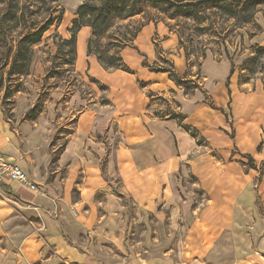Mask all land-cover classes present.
Returning <instances> with one entry per match:
<instances>
[{"label": "crops", "instance_id": "obj_1", "mask_svg": "<svg viewBox=\"0 0 264 264\" xmlns=\"http://www.w3.org/2000/svg\"><path fill=\"white\" fill-rule=\"evenodd\" d=\"M258 22L264 28V20ZM91 33L85 25L77 34L76 69L99 82L108 101L79 112L54 170L51 156L57 148L52 135L41 128L27 134L20 131L23 126L11 128L0 107V151L43 190L31 191L16 180L0 182V264H107L108 249L96 252L92 245L85 246L83 234L93 233L103 246L111 245L112 230L118 227L122 233L125 218L119 214L125 205L115 191L118 185L138 209L151 211L161 203L180 208L179 180L190 173L213 202L205 205L201 217L222 229L215 244L231 234L229 230L242 231L243 221L228 223L227 213L255 208L264 185L263 179L255 192L254 168L246 170L245 163L249 156L264 163L263 81L242 82L231 60L209 56L199 67L203 81L196 86L199 82L191 80L195 66L181 48L173 49L179 43L177 33L153 21L121 50L128 69H106L95 54H88ZM251 41L264 46V29ZM160 48L174 56L173 70L180 83L170 71L157 67L164 57ZM186 79L194 85L189 90L184 88ZM171 92V108L164 111L156 98ZM210 100L216 106L211 107ZM233 148L235 159L225 161ZM220 154L224 159L216 158ZM246 246L232 263L217 258L213 250L191 257L184 252L178 262L255 264L257 253ZM163 256L162 251L159 257L155 252L146 264H158Z\"/></svg>", "mask_w": 264, "mask_h": 264}, {"label": "rangeland", "instance_id": "obj_2", "mask_svg": "<svg viewBox=\"0 0 264 264\" xmlns=\"http://www.w3.org/2000/svg\"><path fill=\"white\" fill-rule=\"evenodd\" d=\"M84 1L86 0H58L57 4L64 9L63 21L58 28L53 26L48 30L42 42L35 47L31 72L24 80L21 79L24 81L23 90L12 93L9 95V99H3L4 90L0 91V107L4 110L3 116L9 120L11 128L16 130L23 126L24 128L20 131H24V134L41 128L52 135L50 140L55 143L57 148L51 156L52 170L56 167L57 155L65 142V136L76 125L79 112L87 107L98 108L108 101L107 92L99 82H96L90 75L77 71V58L75 59L77 53L72 52L71 46L64 41L71 37L70 28L73 25L74 18L77 17L78 7ZM190 1L195 2L196 0L174 1L173 4L175 5L177 2L185 4ZM1 2L0 0V9L4 6ZM104 2L105 0H93L94 9L98 13L99 10L103 9ZM114 2L116 0H111V5ZM130 8L131 5L127 6L122 16H116L110 12L100 13L102 17H100L99 22L102 23L104 18H110L111 23L110 27L100 36L96 37L91 33L90 37L94 40L92 43L94 51L105 53L106 50L109 54H112L118 50V45L123 47L145 23L150 21L163 22L170 31L177 33L178 37L177 30L180 33L182 32L184 46L191 48L190 53L193 52V47L198 46L201 48L205 45V48H211L213 51L208 50V57L226 58L224 53L220 57V53H222L220 48L221 46L224 47L220 42L223 40L236 64L235 66H237L239 79L242 82H256L261 79L264 84V51L259 52L253 49L252 45L255 44L252 43L248 34V32L259 34L263 31L264 28L259 24L258 19L264 20V11L256 15V25L260 26L258 28L253 23L248 27L233 28L231 26L233 20L227 21L229 27H232L230 32L224 31L220 34L222 19L218 18L219 23L216 24L213 31L207 30L196 35L194 21L186 24V20L189 19L185 18L183 14L171 18L172 9L174 10V8L164 12L153 6L152 3L147 2V0L138 1L135 12L128 15ZM207 11L214 12V9L210 8ZM42 18L43 15L40 19ZM208 22L209 20L205 24H208ZM191 35H194L192 43L190 42ZM180 48L183 50H181V53H184L185 49L181 47L179 40L178 45L173 49L180 51ZM176 50L171 52L177 55ZM160 52L163 53L164 57L162 60L157 61V67L173 69L174 56H168V50L163 48H160ZM251 56H255L256 59L248 65L243 64L244 60ZM191 60L194 61V57ZM192 65L195 66L196 76L192 75L191 77L194 79L191 78V80L199 82L194 83L198 86L203 81L202 77L199 78L201 72L196 63ZM251 66L255 67L254 72H250ZM188 80L185 81L188 85V87L184 86L185 90H189V86H194ZM172 95L171 92L156 98L157 104L162 106L164 111L169 109L168 99L173 100ZM209 103L211 107L216 106L211 100ZM172 106H174V102ZM0 117L2 118L1 111ZM23 120L25 122L20 123ZM230 125H232V122ZM231 128L229 134L233 137V129ZM191 131L197 135L195 130ZM262 139H264V132ZM215 153L213 152V154ZM234 153L236 152L233 148L232 154L228 155L225 161L234 160ZM218 155H216L217 159H224L221 154ZM245 163L247 165L246 170L254 168L252 172L255 174L254 188L256 192L259 184L264 179V163L262 161L257 163L253 157L247 158ZM179 185V191L182 195L178 202L180 208H173L164 203H159L158 208L151 211L138 209L141 207L135 204L133 198L122 192L120 185H118L115 191L120 195L122 204L125 205L119 214L120 218H125V222L121 227L122 233L120 234L118 227L112 230L111 245L103 246L98 244L93 233L83 234L85 246L92 245L96 252L101 250V247L108 249L107 251L111 255L104 254L111 257V262L107 261V264H129V262H132V264L134 262L136 264H146L150 261L148 260L149 257L154 256L155 252L159 257L161 251L164 256L158 264H178L180 263L178 260L181 258V254L185 255L186 253L190 257L193 254L200 256V254L209 250H213V254H217V258H221L222 261L232 263L230 261L234 262L233 259L237 257L235 254L242 252L243 245L247 244L246 249L257 253L258 259L256 258L253 263L264 264V185L261 186V191L255 198V208L244 206L237 212L231 213L229 211L227 213V222L228 219L241 220L243 221V228H240L242 231L234 230L233 232V230H229L232 233H228L229 235L222 238L218 244H215V242L222 229L209 226L202 221L201 214L203 215V213H201V210L206 204L213 202L209 201L208 195L204 193V189L198 182V178L190 173L179 180ZM185 206L187 208H183ZM218 215L220 214H216V216ZM233 220H229L228 223ZM113 223L117 224L115 221Z\"/></svg>", "mask_w": 264, "mask_h": 264}, {"label": "trees", "instance_id": "obj_3", "mask_svg": "<svg viewBox=\"0 0 264 264\" xmlns=\"http://www.w3.org/2000/svg\"><path fill=\"white\" fill-rule=\"evenodd\" d=\"M4 6L0 9V91L4 90L3 99H9L12 93L22 91L24 88V79L30 74L35 57V47L39 45L45 33L53 26H58L62 23L64 18V9L59 7L58 0H1ZM140 0H116L111 5V0H105L103 9H94L93 0L84 1L77 9V17L73 20L71 29V37L64 40L65 43L71 46V51L77 53V34L79 30L88 25L92 28L93 36H100L104 33L111 23V19L104 18L102 23L100 13H112L116 16H122L123 11L129 5L131 8L128 10V15L134 13L136 5ZM174 1L181 2L182 0H147L161 11H170L172 8L171 18L176 15H184L186 24L194 21L195 34L199 35L207 30L213 31L216 24L219 23L218 18L222 19L220 34L224 31L227 33L233 28H244L255 24L256 15L264 11V0H196L187 3L173 4ZM213 8L214 12L207 10ZM43 15V18L41 16ZM217 15V16H216ZM264 16V13H263ZM208 24H205L208 21ZM232 27H229V22L233 21ZM191 26V25H190ZM257 28L260 27L256 25ZM218 30V29H217ZM179 33V40L181 47L185 49V55L188 63L192 65L196 63L199 67L203 61L208 58V50L213 52L211 48L195 46L191 48L184 46L182 32ZM137 34V33H136ZM136 34L125 43L123 47L112 54L105 50L94 51L92 47L93 38L88 40V54H96L100 63L106 69L123 68L128 69L121 56V50L129 45ZM253 38L257 32H248ZM190 42H193L194 35H191ZM222 39V38H221ZM224 47L220 48L222 54H226V58L231 60L233 70L235 63L229 54L227 45L221 40ZM253 49L259 52L264 51V47L258 44L252 45ZM77 56V54H76ZM75 56V59H76ZM194 57V61H192ZM255 56L247 57L243 64L248 65L251 61L255 60ZM151 70H156L151 67ZM162 71H170V76L180 83V79L175 75L172 68H161ZM6 71V72H5ZM255 67L251 66L250 72H254ZM6 74V75H5ZM23 79V80H21ZM249 158H252L249 156Z\"/></svg>", "mask_w": 264, "mask_h": 264}, {"label": "built area", "instance_id": "obj_4", "mask_svg": "<svg viewBox=\"0 0 264 264\" xmlns=\"http://www.w3.org/2000/svg\"><path fill=\"white\" fill-rule=\"evenodd\" d=\"M6 180H16L34 192L43 191L40 185L33 181L27 172L16 161L12 160L9 156L0 151V182H4ZM52 201L56 204L58 202V198H52ZM57 215L58 212L54 211L53 216L56 217Z\"/></svg>", "mask_w": 264, "mask_h": 264}]
</instances>
